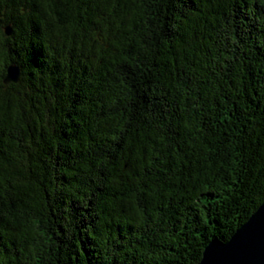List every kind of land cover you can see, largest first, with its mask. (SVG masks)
<instances>
[{
    "label": "trees",
    "instance_id": "16d2710c",
    "mask_svg": "<svg viewBox=\"0 0 264 264\" xmlns=\"http://www.w3.org/2000/svg\"><path fill=\"white\" fill-rule=\"evenodd\" d=\"M263 201L264 0H0V264H197Z\"/></svg>",
    "mask_w": 264,
    "mask_h": 264
},
{
    "label": "water",
    "instance_id": "95a60500",
    "mask_svg": "<svg viewBox=\"0 0 264 264\" xmlns=\"http://www.w3.org/2000/svg\"><path fill=\"white\" fill-rule=\"evenodd\" d=\"M19 74L18 67L10 65L4 80L15 82ZM197 264H264V201L228 240L211 239Z\"/></svg>",
    "mask_w": 264,
    "mask_h": 264
}]
</instances>
